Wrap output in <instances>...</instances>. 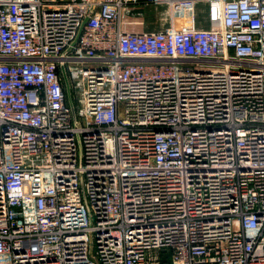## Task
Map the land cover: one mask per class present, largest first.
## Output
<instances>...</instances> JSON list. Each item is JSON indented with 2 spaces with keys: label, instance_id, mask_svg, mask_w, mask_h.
<instances>
[{
  "label": "built area",
  "instance_id": "obj_1",
  "mask_svg": "<svg viewBox=\"0 0 264 264\" xmlns=\"http://www.w3.org/2000/svg\"><path fill=\"white\" fill-rule=\"evenodd\" d=\"M0 264H264V0H0Z\"/></svg>",
  "mask_w": 264,
  "mask_h": 264
},
{
  "label": "water",
  "instance_id": "obj_2",
  "mask_svg": "<svg viewBox=\"0 0 264 264\" xmlns=\"http://www.w3.org/2000/svg\"><path fill=\"white\" fill-rule=\"evenodd\" d=\"M86 22H87V18L82 21V23H81V25H80V27L78 29L77 35H76L74 41L71 44V47L66 50L65 54L70 52L72 47H74L76 45V43L78 41V38H79V36H80V34H81V32L83 30V27L86 24ZM60 71H61V75H62V79H63L65 91H66L68 105H69V107L71 109V112H72V114L74 116L75 110H74V105H73L72 98H71L70 85H69L67 74H66V71H65V68H64L63 65L60 66Z\"/></svg>",
  "mask_w": 264,
  "mask_h": 264
},
{
  "label": "crops",
  "instance_id": "obj_3",
  "mask_svg": "<svg viewBox=\"0 0 264 264\" xmlns=\"http://www.w3.org/2000/svg\"><path fill=\"white\" fill-rule=\"evenodd\" d=\"M164 11H165V8H158L156 13L154 12V13L150 14V17H152L155 21L156 27L164 24V22L162 21L163 19H165V12ZM196 11H197L198 16L203 15V6H201V5L197 6ZM186 16H190V13H188V15H186ZM197 24L199 25V22H197ZM201 24H203L202 21H201ZM150 25H151V23H150Z\"/></svg>",
  "mask_w": 264,
  "mask_h": 264
}]
</instances>
